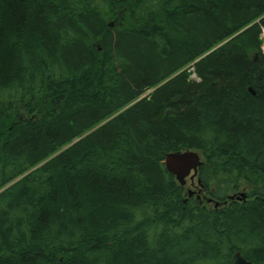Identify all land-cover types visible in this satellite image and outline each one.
<instances>
[{
    "label": "trees",
    "instance_id": "obj_1",
    "mask_svg": "<svg viewBox=\"0 0 264 264\" xmlns=\"http://www.w3.org/2000/svg\"><path fill=\"white\" fill-rule=\"evenodd\" d=\"M263 26L264 0H0V264H264ZM182 150L246 200L187 197Z\"/></svg>",
    "mask_w": 264,
    "mask_h": 264
},
{
    "label": "water",
    "instance_id": "obj_2",
    "mask_svg": "<svg viewBox=\"0 0 264 264\" xmlns=\"http://www.w3.org/2000/svg\"><path fill=\"white\" fill-rule=\"evenodd\" d=\"M163 164L166 170L172 174L180 185H184L187 176L192 179L201 164L200 154L197 151H180L169 152L164 156ZM192 172V174H190ZM191 196L192 192H188ZM244 193H240L237 199L245 198ZM233 198V196H231ZM215 207L218 203H215ZM232 264H254L251 260L246 259L240 252H236Z\"/></svg>",
    "mask_w": 264,
    "mask_h": 264
},
{
    "label": "flooded vegetation",
    "instance_id": "obj_3",
    "mask_svg": "<svg viewBox=\"0 0 264 264\" xmlns=\"http://www.w3.org/2000/svg\"><path fill=\"white\" fill-rule=\"evenodd\" d=\"M197 180L198 179L195 176L194 179L191 180V184H192L193 181H196V183H197ZM238 192H240V191L226 194L225 198L223 199L222 205L223 206H228L232 201L240 202V201L245 200L246 198L242 199V200H237ZM193 196H195L197 199H199V201H202V200L208 201L209 200V194L204 189L202 190V193H200V198H198L196 194L193 195ZM230 196H233V198H230ZM208 203L212 204V202H208Z\"/></svg>",
    "mask_w": 264,
    "mask_h": 264
},
{
    "label": "rangeland",
    "instance_id": "obj_4",
    "mask_svg": "<svg viewBox=\"0 0 264 264\" xmlns=\"http://www.w3.org/2000/svg\"><path fill=\"white\" fill-rule=\"evenodd\" d=\"M261 30H262V32L264 31V26L261 28ZM242 31V29H240L239 31H238V33L239 32H241ZM237 33V34H238ZM261 35V42H262V44H263V46H264V35L261 33L260 34ZM263 46H262V48H263ZM191 70H192V68H191ZM190 78L191 79H195V80H197V77L194 75V74H191L190 75ZM147 92V91H146ZM183 151V150H182ZM185 193H186V196H187V191H189V190H191L192 192H194L195 194L197 193V191H198V187H197V183H196V181H193L192 182V184H191V180L189 179V178H186V183H185ZM194 194V195H195ZM203 203L206 205V206H208V207H210V206H212V204L211 203H208V202H205V201H203Z\"/></svg>",
    "mask_w": 264,
    "mask_h": 264
},
{
    "label": "bare ground",
    "instance_id": "obj_5",
    "mask_svg": "<svg viewBox=\"0 0 264 264\" xmlns=\"http://www.w3.org/2000/svg\"><path fill=\"white\" fill-rule=\"evenodd\" d=\"M111 26V25H110ZM262 34L264 35V31L262 32ZM148 94V93H147ZM183 151H191V150H183ZM177 152H180V151H177ZM197 176V175H196ZM200 198V197H199ZM239 252V251H237ZM236 253V252H235Z\"/></svg>",
    "mask_w": 264,
    "mask_h": 264
}]
</instances>
